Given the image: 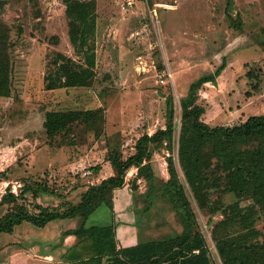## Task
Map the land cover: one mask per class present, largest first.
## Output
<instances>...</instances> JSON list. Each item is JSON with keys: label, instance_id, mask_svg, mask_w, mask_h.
Segmentation results:
<instances>
[{"label": "rangeland", "instance_id": "374dc122", "mask_svg": "<svg viewBox=\"0 0 264 264\" xmlns=\"http://www.w3.org/2000/svg\"><path fill=\"white\" fill-rule=\"evenodd\" d=\"M95 2V78L80 88L47 90L44 80L57 53L78 60L69 42L63 0H5L0 10L13 45V92L0 96V174H6L0 178V197L8 187L18 193L23 181L32 186L45 182L75 203L88 182L97 183V177L112 171L104 161L108 149L117 146L126 158L139 136L164 128L167 97L172 98L178 129L179 101L189 85L222 63L216 83H205L197 93L196 104L205 109L202 120L232 126L264 114V0ZM88 109L99 116L96 121L73 123L52 138L45 134L47 111ZM176 140L177 130L170 151L151 146L162 180L168 179L165 157L177 163ZM97 164L102 171L82 176ZM128 174L114 196L134 202V211L125 203L120 206L125 217L137 221L138 242L179 233L180 222L168 201L158 191L146 194L145 181L133 183ZM231 196H225L226 202ZM24 202L31 211L36 202L58 207L63 200L42 195L33 201L27 194ZM192 206L214 264H220L207 217L194 201ZM78 222L55 220L43 229L23 223L9 234L0 233V264H71L64 256L72 252L75 237L61 240V234ZM256 226L264 231V213Z\"/></svg>", "mask_w": 264, "mask_h": 264}, {"label": "trees", "instance_id": "16d2710c", "mask_svg": "<svg viewBox=\"0 0 264 264\" xmlns=\"http://www.w3.org/2000/svg\"><path fill=\"white\" fill-rule=\"evenodd\" d=\"M63 3L69 42L78 60L57 53L44 77L47 90L89 87L95 78L96 2L63 0ZM4 5L5 0H0V10ZM12 48L10 29L0 22L1 97H10L13 92ZM224 67L222 63L213 73L189 85L188 92L179 101L178 129L172 98L167 97L164 128L139 136L126 158L119 147L108 149L104 161L109 163L112 175L97 183L88 182L75 203L51 190L45 182L32 186L23 181L18 193L8 187L0 197V233L9 234L23 223L43 229L55 220L78 219L75 228L61 234V240L69 235L75 237L72 252L64 256L66 263L214 264L193 211L194 201L207 217L210 238L221 264H264V231L256 226L264 213V114L249 116L232 126L210 125L202 120L205 109L196 104L198 91L205 83L215 84ZM98 117L92 109L47 111L43 127L47 137L52 138L68 131L73 123L89 125ZM176 130L177 163L170 155L165 157L168 179L162 180L156 174L151 146H163L170 151ZM132 167L136 168L133 183L143 179L146 194L158 191L168 201L180 222L179 233L165 239L119 246L113 196L115 190L125 185L126 174ZM90 169L91 174H97L101 165ZM0 176L4 178L6 174ZM27 194L33 201L42 195H55L63 202L58 207L36 202L30 211L24 202ZM229 194L231 201L226 202L225 196ZM218 215L221 217L215 219ZM97 221L107 224L97 225Z\"/></svg>", "mask_w": 264, "mask_h": 264}, {"label": "crops", "instance_id": "0c3cea01", "mask_svg": "<svg viewBox=\"0 0 264 264\" xmlns=\"http://www.w3.org/2000/svg\"><path fill=\"white\" fill-rule=\"evenodd\" d=\"M102 171V170H101ZM112 175V171L107 176H101L97 177L98 181H100L103 178H106L108 176ZM129 176L132 178L136 175V168L132 167L129 169ZM126 179V178H125ZM141 181V179H138ZM97 181V182H98ZM116 191H114V194H116ZM122 203H125V207L130 205V208H133L134 211V202H128L127 198L125 199H118L116 196L113 197V216H114V224L116 226V238L118 241L119 246H132L138 243V232H137V221H135V218L131 219L129 217H125L124 213L122 214L121 206H123ZM133 205V206H132ZM11 251V250H10ZM21 251H27V249L22 248Z\"/></svg>", "mask_w": 264, "mask_h": 264}, {"label": "built area", "instance_id": "2783aa9c", "mask_svg": "<svg viewBox=\"0 0 264 264\" xmlns=\"http://www.w3.org/2000/svg\"><path fill=\"white\" fill-rule=\"evenodd\" d=\"M91 172L89 171V170H87V171H85V172H83V175L82 176H88L89 174H90ZM204 236V235H203ZM204 238H205V236H204ZM206 239V238H205ZM211 239V238H210ZM207 242V241H206ZM207 245H208V243H207ZM209 247V246H208ZM214 247V246H213ZM214 251H215V254H216V250H215V248L213 249ZM217 258H218V256H217V254L215 255ZM219 260V259H218ZM220 262V261H219ZM221 264V263H220Z\"/></svg>", "mask_w": 264, "mask_h": 264}, {"label": "bare ground", "instance_id": "6f19581e", "mask_svg": "<svg viewBox=\"0 0 264 264\" xmlns=\"http://www.w3.org/2000/svg\"><path fill=\"white\" fill-rule=\"evenodd\" d=\"M156 19H157V18H156ZM154 23H155V22H154ZM139 57H140V56H139ZM143 65H144V64H143ZM177 107H178V106H177ZM180 177H181V176H180ZM206 232H207V231H206ZM207 233H208V232H207ZM207 233H206V234H207ZM205 236H206V235H205ZM211 240H212V239H211ZM207 242H208V241H207ZM212 244H213V243H212ZM216 251H217V250H216ZM215 255H216V254H215ZM217 256H218V255H217ZM215 261H216V260H215Z\"/></svg>", "mask_w": 264, "mask_h": 264}]
</instances>
